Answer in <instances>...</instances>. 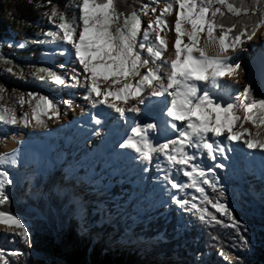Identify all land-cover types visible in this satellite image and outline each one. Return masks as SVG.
I'll use <instances>...</instances> for the list:
<instances>
[{"label":"rangeland","instance_id":"obj_1","mask_svg":"<svg viewBox=\"0 0 264 264\" xmlns=\"http://www.w3.org/2000/svg\"><path fill=\"white\" fill-rule=\"evenodd\" d=\"M95 2L100 3L99 0H95ZM194 2L196 3L198 9L201 0H194ZM169 3H172V8L170 9V11L164 12V9ZM80 5L81 0L73 4L67 10V12L57 14L55 17L51 16V10L47 11V15H45L43 20L44 25L41 27V32L38 34L39 37L36 40L16 42L12 40H4L0 42V55L2 57L0 61V87L4 89L3 92H0V115H3L4 117V120L0 121V145L5 144V140L10 134L14 132L15 129L25 127L23 121V116L25 113H27V117L31 121L30 114L32 112L34 113L36 105L40 103V97L50 98L52 96H55L57 98H61V102L63 104H66L64 102L66 101V97L69 96L67 95L69 92V86L70 84H75V81L71 80V76L79 74L78 79L82 82V74L84 76L89 75L88 73H84L82 66L78 64L71 45L61 41L59 37H51L47 35V33L50 31H59L56 25L61 22V15H66V17L71 18V20L75 22L80 16ZM216 7H220L221 12L223 11L230 13L228 12L226 6H221L217 3L214 4L212 6V9H210L206 14V18H209V16H211V11ZM152 9H156V11L153 12ZM179 9V4L176 2V0H151V2L147 4L146 7H144V11H140L139 13H137L140 16L142 22V27L137 33L136 41H134L137 44V49L139 50L138 45L140 43H147L150 45L155 40L157 33L159 34V36L164 38L167 43L172 44L174 47L176 39L175 21L179 14ZM162 12L163 16L161 18L166 21V25H159L156 23L157 17H160ZM184 13L185 16L189 14L187 12V5L185 6ZM147 14L149 15L148 18H146ZM50 17L51 20L49 19ZM123 19L124 18L121 17V23L123 22ZM183 19L184 17H181L182 21ZM150 21L153 22L154 31L151 33L149 41L146 42L143 39V33ZM113 27H115V25ZM129 27H131V22L129 23ZM190 28V24H185L182 22V31L184 29L190 30ZM79 30H82V28L78 29V31ZM226 31L227 30L224 28L217 27L213 31V36L219 37ZM231 39L232 37H230L228 33L226 42L230 41ZM185 40L187 43H190L188 36ZM21 44L23 45V47H20ZM35 45L40 46L39 49L41 56L39 60H35L32 57V48L35 47ZM197 47L204 49L209 56H215L220 51L218 42H208L206 31L199 34V44L197 45ZM240 50L244 51L241 56H238ZM167 51L168 50L164 52L163 58L171 59L167 56ZM62 52L64 54H61ZM194 54L198 55V53ZM228 55H230L232 58L231 62L239 63L241 67L237 70V75L225 76L223 78V81L227 85V87H222L221 89H219L216 92L217 97L222 98V96H224L225 103L231 102L235 97L240 96L245 87L251 85L254 80H257L258 87L262 94V99H264V24H261L259 27H257L256 35L252 40L245 42V44L243 45V49L237 48L235 52L229 51ZM142 58H149L146 51L142 52ZM151 66L152 65L150 63L149 67ZM244 67L246 69H244ZM8 69H11L12 71L9 72ZM41 69H45L46 71H41ZM73 69H79L80 71L76 70V72H73ZM140 71L143 74L146 69L141 68ZM49 72H55L56 74L62 75L67 81L66 85L58 87V85L55 84L54 81L48 76ZM102 72V69L99 70V74H102ZM41 77H44V79H41ZM84 84L86 89L88 90L87 92H89L88 88H90L91 80H87V82H84ZM110 85V79L107 81L101 79L99 81V86L102 90L108 88ZM50 87H54L55 90L57 89L58 91L56 92L58 93L52 91V88ZM114 89L115 86H113V90ZM91 98V101L86 104V109L82 113H79L78 111L77 116L71 117L69 121L73 125V128L91 134L92 137L94 136L93 138H95V143L93 145H90V143L93 142H91V138L89 139L88 137V143L85 148L88 147V151L90 153H95L88 155V158L86 159L87 151L85 150L82 153L83 155L75 157L73 161L69 160L67 167L58 169L57 171H54L53 168L50 167L51 169L48 168L47 172L46 166L43 169L44 172L39 169L38 173L40 174V177L36 182L38 184L36 186L37 189L35 188L34 181H31L30 189L28 188L27 191L30 197L35 196V194H37V190L41 192L40 190L47 188V186L51 188L49 192H56L59 196H63L64 194L69 192L72 194V202H75V204L77 205L76 216L80 219V221L84 223L90 213L91 215L93 213H98L100 216L99 222L97 223L98 226H102L103 223L116 225L121 220L125 222L128 219H125L127 214H129L128 217L130 216L133 222H140L145 215H149L150 212L154 214L156 210L162 208V206H165L167 202L169 203V205L165 209L167 210V212H169V206L173 205V203H175V199L177 198L180 200H188L190 202L188 205L183 206V210L185 213L188 214L190 212L189 210L192 209V215H204L205 211H199L201 209L199 205L209 200V191L207 187H213L214 189L222 190L224 193H227V200H218V202L225 203L227 213H221L216 208L215 210L220 215L226 216L228 223L231 222V214L233 210L241 208V196L246 195L251 198V204L249 205L250 207H264V205H261L258 202V198L260 197L259 191H248L243 186V182L246 180V174H251L252 176L255 175L258 178H261V180H263L264 182V151L258 149H248L242 143L243 140L253 139L264 141V123H253L252 120L245 121L244 117H246L248 114L242 108H238L235 112V114L241 118V121L235 122L236 128L234 129L244 133L241 142H231V152L229 149H226V154L228 156L227 159L224 158L223 154H220L219 152H217L215 162H213L207 156L206 161L210 166L208 168H206L204 165L202 166L199 163L200 160L198 158L193 161V163L199 164L206 170L214 169V171H207L208 175L206 174V177H199L198 173H194L193 177H186L183 175V170L185 167H188V170L191 171L190 166H173L163 154H155L154 159L151 161V163H148L146 161L138 159L137 153H135L133 150H122L119 145L131 133L127 132V130L125 131V127L122 126V128L120 127V131L124 129L121 132L123 134H120V136L118 137V134L114 131L116 124L114 115L118 116L117 113L106 104L97 103L96 106L93 107V100L102 99V97L97 98L93 93ZM21 99L25 101L23 105L19 103ZM109 99L112 100V102L117 103L118 106L122 107H126L128 105L136 103V101L130 100L128 104H125L122 100H113V98L111 97H109ZM69 101L73 104L75 101V97L69 96ZM147 102L151 103L152 99L148 100ZM161 107V110L163 111V105H161ZM39 111L41 113V118L45 121V126H37L35 124L31 127V123H29V125L25 127V129H27L26 135L29 134V139H31L29 141L34 140L33 136L37 140L35 144V141H33L32 145L30 146L31 149L34 148V145L36 146V148H41L43 145V141H45L48 144V147L46 149L49 150L52 148L56 139L55 134L59 133V127L61 123H59V120H57V118H47L49 116H52V113L54 111L53 107H48L47 111H45V106L41 104V108L39 109ZM131 115H133L130 117L131 120L135 122L137 119L139 120V117H142H138V115L134 114ZM12 117H15L17 119L18 123L16 125H12L6 122ZM97 119L100 120L99 124L95 122ZM166 122L163 124V126H161L160 132L157 133L158 135H152V139L156 143H163L167 140L175 139L174 134H176V132L174 133L173 130L167 128ZM177 125L180 127L182 126L180 122H177ZM54 129L58 130L54 131ZM245 129H247L248 132H245ZM165 132H168L169 134H166ZM209 135L211 136V134ZM227 135L228 133H225L223 136H220V140L221 142H223V145H225L224 139H226ZM19 144L21 145L20 142ZM121 151L126 152L124 154L129 155L130 158H126L127 156L121 155ZM187 151L191 154H195V149L193 148H188ZM5 152L6 151H4L2 146H0V155L5 154ZM22 153H24V151ZM251 153H254V155L257 156L260 155L261 158L259 159L257 157L256 160L253 161L251 158ZM233 154L237 156L239 164H237V169L232 170L230 167V162H235ZM100 157H103L104 159L103 164H98V159ZM109 158L114 159L113 164L116 165L115 167L117 168V170L121 169V163H119V165L116 164L115 159H117V161L123 160V164H125V160H133L131 168L129 170H126L124 174L122 173V178L120 181V183L123 185H130L132 188V193L129 194V198L125 200L124 205L122 206L124 210L120 212L111 211L110 213H103L102 209L106 210L103 202L106 201L108 196L104 191H100V184L98 187H96L95 182L91 179V174H89V172L87 171V168H90L91 164L93 165L96 163L97 166L101 165V169L103 171L101 180H110L112 178L115 179L113 171H111V169H109L108 167L111 162ZM78 160L79 163L81 160V164H84V162L86 161L85 166L81 168L85 173L84 175L81 174V176H79L78 181H75L74 176L76 175L72 174V177H70L71 172H79L81 169L77 167V169H75L76 171H73L71 168L77 166V163H74ZM60 163L61 162H59L58 158L56 157L55 164L58 165ZM219 164H223L224 167H217V165ZM167 165L171 166L170 168L172 171L169 169L172 172L171 178L175 179V181H177L178 183L185 185V187L179 190L176 189L174 192L171 191V188L167 185V181L164 179L167 174L161 172V170H166ZM149 171L151 172L150 175H148ZM14 174H17V172ZM27 177H24V179L26 178L25 180H27ZM205 178L209 180L208 184L203 183V179ZM193 179H195L196 181V188L202 187L204 189V192L202 193L203 195H198L197 193H195V187L190 186L193 183ZM92 188L98 191H93ZM171 197L174 199L169 202V199ZM109 201L110 200H107V204L111 206L112 204ZM23 203L26 205L25 208L27 212L37 213V210L34 207L30 206L27 201H23L22 204ZM115 204L117 205V203ZM192 204H196L197 208H192ZM175 206L181 207L176 203ZM1 207H3V205ZM21 218L26 223L25 225L29 230L31 239V236L33 234L31 228L32 224L30 221H28V219H24L23 217ZM181 224L186 227L183 219H181ZM120 225L123 229L124 223L121 222ZM230 226H232V224H230ZM185 227H181L180 231L182 232V230H185ZM97 235L99 234H94L93 236L96 237ZM162 236L163 235L159 236L158 238H162ZM5 240L6 241H4V244L7 248L13 247L12 250L23 253V251L19 249L20 244L24 242L22 237L10 234L5 238ZM109 242L112 246H115L117 248L138 249L142 254L149 257L150 253L153 251L151 250L150 246L156 242V239H134L130 236V233L128 231H125L124 233L115 231L110 234ZM14 251H11L6 255L0 257V259L3 260V264H14L10 259L11 253ZM210 255L211 254L208 253L205 257L196 259V264H205ZM165 263L173 264L168 260Z\"/></svg>","mask_w":264,"mask_h":264},{"label":"snow or ice","instance_id":"obj_2","mask_svg":"<svg viewBox=\"0 0 264 264\" xmlns=\"http://www.w3.org/2000/svg\"><path fill=\"white\" fill-rule=\"evenodd\" d=\"M176 2L181 11L175 21L174 59L163 58L168 45L167 41L158 33L150 45L140 43L138 50L134 41L142 27L140 16L133 12L130 16L124 17L121 23V16L115 7L114 0H105L103 3H96L95 0H81L79 18L73 22L66 15H61V22L56 25L59 31H50L47 35L59 37L61 41L72 46L78 64L82 66L84 73L89 74L84 77L85 81L91 80L89 95L94 93L95 97H102V99L93 100V107L97 103L106 104L122 118L127 119V113L139 115L141 108L138 105H145L146 101L153 97L164 98L167 101V107L163 114L170 118L168 126L178 133V136L163 143H156L152 139V134L157 131V124L137 122L131 128V134L119 145L120 148L133 150L137 153L138 159L148 163H151L155 154H163L173 166H190L191 171L188 170V167L184 168V176L193 177L194 173H198V176L203 178L206 177L207 171H214V169L206 170L199 164L193 163L197 156L189 153L188 148L202 150L214 161L217 152L223 154L224 148L213 137H220L228 133L226 136L228 141L241 142L244 133L234 130L235 122L241 121V118L235 114L238 108H242L248 114L244 117L245 121L264 123V99L251 98L250 85L245 87L240 96L235 97L231 102L225 103L222 98H218L216 95L219 89L227 87L223 78L237 75V70L241 67L239 63L231 62L229 51L235 52L237 48L243 49L245 42L252 40L256 35V28L248 33L245 25V28L226 42L228 33L232 32L236 25L233 24L219 37H214V29L223 27V25L215 23L216 15L221 13V8H214L211 11V18H206V14L217 3L226 6L228 12L236 17H240L242 11L247 16L248 12L254 10V6L249 7L241 3L240 7H234L232 3H228V0H201L197 9L194 0H176ZM255 3H260V0H255ZM186 5L189 13L187 16L184 13ZM171 8L172 3H169L164 12L170 11ZM152 11L155 12L156 9H152ZM56 15L57 12L53 9L51 16L55 17ZM162 16L163 12L160 17H157L156 23L166 25ZM181 17H184L183 21ZM49 19L51 20V17ZM130 22L131 27H129ZM182 22L190 24V30L182 31ZM261 24H264V17L257 22L256 27ZM114 25L115 27H113ZM81 28L82 30L78 31ZM153 31V22L150 21L143 33L144 41H149ZM204 31L207 32L209 43L218 42L220 51L215 56H209L204 49L197 47L199 34ZM182 35H187L190 41L183 47ZM20 47L23 45L21 44ZM145 51L149 58H142V52ZM194 53H198V55ZM150 63L151 67H149ZM141 68L146 69L143 74L140 71ZM101 69L103 72L99 74ZM8 71L12 70L8 69ZM41 71L46 70L41 69ZM73 72H76V69H73ZM78 75H72L71 80L80 83ZM48 76L57 85H66L67 83L62 75L55 72H49ZM101 79L105 81L110 79L111 85L102 90L99 86ZM113 86H115L114 90ZM3 91L4 89L0 87V92ZM109 97L113 100H122L125 104H128L130 100L136 101V103L125 108L112 102ZM19 103L23 105L25 101L21 99ZM64 103L69 107L72 106L68 101ZM41 104L45 106V111L48 107H57L48 97H40V103L34 109L37 126H45V121L41 118L39 111ZM54 115L59 118L61 113L56 111ZM48 118L51 119L52 116ZM3 120V115H0V121ZM23 121L25 127L31 123L27 113L24 114ZM6 122L12 125L18 123L15 117ZM95 122L99 124L100 120L97 119ZM177 122H180L182 126L178 127ZM244 131L248 132L247 129ZM242 143L248 149L264 151V141L253 139L243 140ZM10 163H15V161L9 159V154L0 155V166ZM217 167L223 168L224 165L219 164ZM0 177H2L0 178V205H3L9 200L6 188L12 184V180L7 171H0ZM164 179L173 189L179 190L185 187L169 175H166ZM203 183L208 184L209 180L205 178ZM195 184L196 181L193 179L190 186L195 187ZM197 191L203 193L204 189L197 188ZM220 195H224L223 191ZM175 203L183 207L190 202L177 198ZM212 207L221 213H227L225 203L214 202ZM192 208H197V205L192 204ZM199 211L205 210L200 209ZM200 219H205L203 214L200 215ZM10 222L16 227L24 228L21 233L23 241L30 244L29 230L21 223V220L14 214L0 210V223L10 224ZM238 223L235 222L234 226ZM22 254L17 251L11 253L13 256ZM4 255H6V250L0 249V257Z\"/></svg>","mask_w":264,"mask_h":264},{"label":"trees","instance_id":"obj_3","mask_svg":"<svg viewBox=\"0 0 264 264\" xmlns=\"http://www.w3.org/2000/svg\"><path fill=\"white\" fill-rule=\"evenodd\" d=\"M80 0H0V42L4 40L30 41L38 39L41 27L44 25L45 13L55 9L57 14L67 10ZM100 3L105 0H99ZM151 0H114L115 7L121 17L139 13ZM234 7L254 6V10L240 17L227 12L217 13L215 23L223 25L228 30L233 24L236 28L229 32L233 37L241 29L251 33L257 22L264 17V0H228ZM211 18V16H209ZM39 45L32 48V57L40 59ZM8 49V48H5ZM2 57L0 55V61ZM251 98L262 99L257 80L251 83ZM243 186L248 191H259L258 202L264 205V182L257 176L246 174ZM126 188V189H125ZM116 187L115 194H124L130 190ZM209 200L199 205L205 209L204 220L200 215H192V209L187 214L182 208L173 205L170 217L164 219L159 214H150L141 222H133L131 217L116 225L103 224L98 226V213L89 214L84 223L76 216L77 205L71 196H59L51 192L47 199L39 198L37 202L28 200L27 188L16 190L14 195L3 205L2 209L9 213L29 218L32 223L31 243H22L19 249L22 255L10 256L14 264H196V259L210 253L205 264H264V207H250L251 198L241 196V208L233 210L231 222L227 217L216 212L212 203L219 199L227 200V193L220 195L222 190L207 187ZM93 190V189H92ZM95 191V190H93ZM127 198V195H123ZM28 201L42 217L34 212H27L19 203ZM107 200L112 204L109 206ZM106 200L110 211L119 212L112 198ZM215 217V219H213ZM234 217V220H233ZM183 218L184 225L181 224ZM123 222V229L120 223ZM235 222H239L234 226ZM232 224V226H230ZM182 225V226H181ZM181 227L186 229L180 231ZM128 231L134 239H156L152 244L150 256L142 254L138 249L117 248L109 242L113 232ZM94 234H99L94 237ZM162 238H158L159 236ZM149 247V248H150ZM0 264L3 260L0 259Z\"/></svg>","mask_w":264,"mask_h":264},{"label":"bare ground","instance_id":"obj_4","mask_svg":"<svg viewBox=\"0 0 264 264\" xmlns=\"http://www.w3.org/2000/svg\"><path fill=\"white\" fill-rule=\"evenodd\" d=\"M178 11L180 12V9ZM148 17H149V15L147 14L146 18H148ZM175 36H176V33H175ZM186 37H187V35H182V37H181L182 47H183L184 44H188L186 42V40H185ZM167 45H168V47H167L168 55L167 56L170 57L171 59H174L175 58L174 57V47L170 43H167ZM243 51L244 50H240L239 53H238V56H241ZM244 69H246V68L244 67ZM76 70H79V69H76ZM84 77L85 76L82 74V82L81 83H76L75 82V84H70V86H69V92H68L67 95H69L71 97H75V101L72 104L69 101V96H67L65 100L71 103V105H72L71 107H69L68 104H63L61 102V98H57L55 96H52L50 98L48 97L57 106V107L54 108V111L52 113V118L53 119L57 118L54 115V113L56 111H59L61 113L59 118H57V120H59V123H61L60 124L59 133L57 132L58 134H55L56 140L54 141V144H53L51 149H49V150L46 149L48 147V144L45 141H43V145H42L41 148H36V146L34 145V148L31 149L30 146L32 145L33 141H35L34 142V144H35L37 140L33 136L34 140L32 138L33 141H29L31 139H29V134L26 135V130L27 129H25V127H20V128L15 129L14 132L7 137V139L5 140L6 141L5 144L3 143L4 145H0V146H2L4 151H6L5 153L9 154V159L15 161V163H13V164L10 163V164L5 165V166H0V171H7L9 173V178L12 180V184L8 185L7 188H6V191H7V194L9 196V198L13 194L14 189L16 188L17 184L20 183V181H22L23 183L27 182L29 184V189H30L31 181H35V179L37 177V175L34 174L36 172V170H37L36 168H34V167H25L26 165H24V163L27 161V159L29 157L37 159L38 164L41 167L42 171H44L43 169H44L45 165H48V163L51 162L53 160V158L57 157L58 161L61 162L60 164H58V165L53 167V168H55L54 171H57L58 169H63L65 167H67V164H68L69 160L73 161L75 157H79V156L83 155L82 154L83 152H81V151L86 146L85 145V137L83 139H81L82 138L81 135H78L76 133L71 132L67 128L66 125L68 124V121L71 119V117H73V116L76 117L77 116L78 111H79V113H82L86 109V104L89 103V101H91V99H92L91 98L92 94L90 96L89 92H87L88 90L85 87L84 82H87V81L84 80ZM61 86L62 85H58V87H61ZM50 88H52V91H54L55 93H58V92H56L58 90L57 89L55 90L54 87H50ZM151 99H152L151 103H148L146 101L145 105H140L139 106L141 108V112H140L141 115H138V117L139 116L144 117L146 119V123H156L157 124V126H158L157 127V131L155 133H153L152 135L159 133L161 126H163V124L166 121H167L166 122L167 128L172 130L168 126V122H169L170 118L166 117L163 114L165 108L167 107V101L164 98H155V97H153ZM222 99L225 102L224 96H222ZM161 105H163V109H164L163 111L161 110L162 109ZM128 106H131V105H128ZM128 106H126L125 108H127ZM131 114H133V113H127V119L122 118L118 113H117L118 116L114 115V118L116 119V124H115L114 131L118 134V137L120 136V134H123L121 132L124 129H125V131L131 129V127H132L131 123L132 122L135 123V121L131 120V118H130L131 116H133ZM30 115H31V127H32V126H34L36 124L35 123V115H34L33 112ZM140 119H141V117H139V120ZM137 120H136V122H137ZM53 125H55V124H53ZM122 126L125 127V128L122 131H120ZM178 127H180V126H178ZM129 133H131V132H129ZM165 133L169 134L168 132H165ZM174 133H175V131H174ZM174 135H175V138H176L178 136V133H176ZM23 137H25V138H23ZM93 137H91V139H95ZM214 139L224 148L223 156H224V158L227 159L228 156L226 154V149H229L230 152H231V149H232L231 142L228 141L227 139H224L225 140L224 141L225 145H223V142H221L220 137H215ZM19 142L21 143V145L19 144ZM93 144H94V142L90 143V145H93ZM23 151H24V153H22ZM124 153H126V152L121 151L120 154L123 155V156H127L126 158H130L129 155H125ZM127 153H129V152H127ZM195 155L200 160L199 163L202 166L204 165L206 168L210 167L209 164H207V161H206L207 160V154L205 152H203L202 150L198 151V150L195 149ZM251 155H252L251 158H252L253 161H255L257 157L259 159L261 158L260 155L257 156V155H254V153H251ZM233 157H234L235 162L232 161V160H231L232 162H230V164H231L230 167H231L232 170L233 169H237V164H239V160L237 159V156L235 154H233ZM215 161H216V159L213 162H215ZM85 162H84V164H81V160H80V163H79V160H78L77 162L74 163V164L77 163V166L74 167V168H71V169L73 171L75 169H77V167L81 169L82 167L85 166ZM170 167H171L170 165L169 166L167 165L168 169L166 168V170H164V171L161 170V172L162 173H166L167 175H169L171 177V173H172L171 171L172 170H171ZM13 171H15V172H13ZM87 171L89 172V174H91L90 168H87ZM16 172H17V174H14ZM31 172H32V174H31ZM88 172H87V174H88ZM26 173H27V175H26ZM24 177H27L28 179L25 180L26 178L24 179ZM0 178H2V177H0ZM91 179H92V181L95 182L96 187H98L99 184H100V182H99L100 180L99 179H94L92 177H91ZM167 185H168V187L171 188L172 192H174L176 190V189H173L168 182H167ZM198 188H200V187H198ZM93 190L98 191L96 189H93ZM194 191L198 195L199 194L203 195L201 192L197 191L196 187L194 188ZM1 206L2 205H0V210H2ZM16 216H17L18 219L21 220V223L26 227V225H25L26 223L24 222V220L20 216H18V215H16ZM31 228H32V226H31ZM15 231H17V232H15ZM23 231H24V228L16 227L14 224H11V222H10V224L0 223V249L6 250V254L11 252V251H14V250H12L13 247H9V248L6 247V245L4 244V241H6L5 238L8 237L10 234L22 237L21 233Z\"/></svg>","mask_w":264,"mask_h":264},{"label":"water","instance_id":"obj_5","mask_svg":"<svg viewBox=\"0 0 264 264\" xmlns=\"http://www.w3.org/2000/svg\"><path fill=\"white\" fill-rule=\"evenodd\" d=\"M141 123L144 124L145 123V120L144 119H141Z\"/></svg>","mask_w":264,"mask_h":264}]
</instances>
